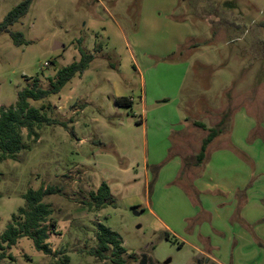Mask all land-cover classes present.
Instances as JSON below:
<instances>
[{"label": "rangeland", "instance_id": "rangeland-1", "mask_svg": "<svg viewBox=\"0 0 264 264\" xmlns=\"http://www.w3.org/2000/svg\"><path fill=\"white\" fill-rule=\"evenodd\" d=\"M22 1L0 0V24ZM141 1L34 0L28 13L9 28L10 33H22L25 43L17 46L9 32L0 34V109L14 106L18 93L35 80L43 90H50L49 79L55 80L60 69L78 62L82 51L94 57L87 70L60 92L30 101L36 108L45 105V115L58 123L44 125L38 141L28 140L24 129L23 142L29 148L15 160L0 161V235L25 205L23 194L54 186L59 193L44 199L57 221V232L47 241L53 252L44 255L31 240L22 238L7 250L8 258L0 264H111L88 253L96 246L99 225L121 235L127 264H139L143 257L152 264H264V200H255L250 208L252 218L249 215L239 222L240 211L234 215L237 218L219 223L222 233L217 235L201 212L191 217V209L211 205L209 198L203 200L210 193L195 186L196 181L203 183V168L189 170L183 164L189 183L185 174L178 175L180 166L176 167L172 150H167L168 142L165 145L161 135L152 138L156 129L188 120L215 126L224 109L225 122L233 119L227 137L237 144L245 134L238 122L253 124L243 143L249 156L237 146L226 151L256 171L250 189L253 183L257 191L264 188V0H179L173 19L188 20L193 32L182 56L162 64L157 58L137 55L135 68L123 69L119 57L107 49L109 39H103L101 30L92 32L98 26L91 23L111 19L130 38L137 32ZM56 43L62 47L53 49ZM180 83L181 89L174 92L177 98L167 97L153 105L145 97L158 89L174 94L171 90ZM120 96L131 100V105L118 106L115 99ZM155 107L165 109L162 115ZM173 109L176 114L171 116ZM185 136L186 150L195 153L201 132H186ZM156 150L165 154L156 156ZM146 164L150 188L144 177ZM130 166L138 175L130 177L131 167L126 176L119 177V171ZM225 174L219 173L220 199H225L221 193L222 184L227 183L222 179ZM102 182L120 183L119 193L113 204L92 212L86 202ZM186 185L191 188L188 194ZM258 209H262L260 215ZM205 222L217 247L206 250L204 262H196L200 255L189 245L181 249L165 238L164 224L190 237Z\"/></svg>", "mask_w": 264, "mask_h": 264}, {"label": "crops", "instance_id": "crops-1", "mask_svg": "<svg viewBox=\"0 0 264 264\" xmlns=\"http://www.w3.org/2000/svg\"><path fill=\"white\" fill-rule=\"evenodd\" d=\"M179 9V0H142L141 6H140V12H139V20H138V27L136 34L132 35L130 38L127 37V34H124L123 32H119V30L123 31L121 29V26L116 22H114L111 19H107L104 21L103 24L98 23L97 21H93L91 23V26H98L97 29L89 28L88 30L92 29L91 31L96 32L101 30L103 34V39L108 41V50H112L115 52L116 56L119 57V66L121 68H127L133 65V68H135L136 62H137V55L143 58H157L158 60L162 61V64H168L167 61L173 60L175 58L182 56V50L184 49L183 46H185V43H190L193 37V32L190 26V23L186 19H173V16L177 13ZM90 27V26H89ZM114 38V43L112 42ZM188 49H190V46H188ZM181 54H177V53ZM188 53V52H187ZM169 59V60H164ZM183 83H180L179 85H175L178 89L176 90L175 87L171 90V92H179V88L181 89V86ZM176 92V93H177ZM122 97V96H120ZM145 97L150 100V104L156 103L159 105L160 101H163V99H166L169 97L177 98V94H166L161 91H151L150 96L145 94ZM149 104V105H150ZM146 108V105H144ZM162 110L160 115H162L163 110H165L163 107H155L154 111L159 115V112ZM172 115H175L176 112H174V109L172 111ZM224 109L219 112V115H221V118L219 121H217L214 125L216 126L224 117H227L228 114H223ZM231 116V115H230ZM233 121V119H232ZM231 123L227 122L225 126L224 132L219 134L214 140L209 144L207 151H206V158L203 161V163L196 167L192 164L195 162V157L200 151V147L202 145V141L205 139V137L208 134V131L203 130L195 125L196 122L203 123L199 120H188L185 121V123H180L178 125L175 124H169L164 125L160 127V129H156L155 133L152 135V138L155 139L156 137L160 136L163 140H165V145L168 142L167 150L174 153L176 155V167L180 166V173H178L179 176L182 174H185V180L190 183L191 179H188L186 172H183V164L185 163V159L187 158H193L194 161L188 160L190 163L189 170L199 169L200 167L203 168V174H202V180L201 182H195V186H199L201 191L203 193H210V197H204L203 200H206L209 198L211 200V205H214L211 207L203 204L201 209L198 211L197 208L191 209V217L197 216L196 213L201 212L203 215L202 217H205L203 221L210 220L212 224L213 231L219 235V233H222L221 228H219V223H228L230 219L233 217L237 218V216H234L237 214L239 216V212L242 213L240 215L239 222H244V220H247L251 211V207L254 205V202L256 199H261L262 202L264 200V188L257 191L255 190V183L252 184V188L250 189L249 184L251 183L252 179L255 178L256 171L253 172V169L251 170L249 165L246 162H242L241 160L237 161V159H234V157H231L230 154L226 151L229 150L230 146H237V150L242 152V154L248 155V147L244 146V140L246 137L253 131L254 126L252 123H250L248 120H240L238 122V126L243 130H245V134L243 136V140L238 141V145L236 141L231 139L230 137H227L230 131V128L232 126ZM204 124V123H203ZM206 125V124H205ZM207 126V125H206ZM215 126H210L209 128H213ZM230 126V127H229ZM208 127V126H207ZM186 132H193L195 134H199L201 132L202 136L200 137V144L199 148L196 150L195 153H190L189 149L186 150V143L184 139H186ZM206 133V134H205ZM259 134V133H258ZM220 138H224L222 140V143L219 144L216 147L212 146L218 142ZM252 138L250 137V140ZM221 142V141H220ZM157 145V144H156ZM170 146V147H169ZM211 148V152H209ZM247 152H246V151ZM156 156H162L165 153L161 152L160 150H156ZM253 154V152H252ZM236 158V156H235ZM256 161L255 156L253 155V162ZM206 163V164H205ZM182 165V166H181ZM131 167L123 170V172L119 171V177L126 176L127 172L131 171ZM182 167V169H181ZM133 173H130L133 176L138 175V170H136L135 167H132ZM186 171V170H185ZM197 171V170H195ZM194 171V172H195ZM193 172V173H194ZM226 173L224 176L222 175V179L225 180L227 183L222 184V194L225 196V199H220L221 195H219V173ZM176 175V174H175ZM144 177L146 180V185H150V177L148 172V164L145 166V172ZM175 177V176H174ZM216 179V182L214 184L208 185L204 184V181H212ZM119 179H117L118 181ZM184 180V181H185ZM230 180V182H229ZM190 186V185H189ZM188 185L185 187V192H189L191 188H189ZM254 186V188H253ZM110 191L113 197L116 196V194L119 193V187L120 183H114L110 184ZM150 188V186H149ZM250 189V190H249ZM253 190V191H252ZM252 191V192H251ZM188 194V193H187ZM186 194V195H187ZM224 205L225 208L221 209L219 206ZM262 209H258V213H262ZM219 212L220 216H219ZM220 217V218H219ZM243 217V218H242ZM252 218V216H251ZM237 221V222H238ZM188 226L187 224H185ZM199 231L193 230L190 235V237L178 234V228L173 227L164 224V229H166V233L170 235L171 240H167L172 243H177L179 247L182 249L183 247H186V245H189L191 249H194L198 255L199 258H197V263L204 262L205 257L207 256V249L216 248V244L213 243V238L211 237L210 231L206 228L208 224L202 223L200 225ZM191 230V229H190ZM182 231V230H179ZM216 235H214L215 237ZM199 238L202 246V248L197 246L195 243L197 242V239ZM210 260V259H209ZM203 264H211L209 261L204 262ZM219 264V262H217Z\"/></svg>", "mask_w": 264, "mask_h": 264}, {"label": "trees", "instance_id": "trees-1", "mask_svg": "<svg viewBox=\"0 0 264 264\" xmlns=\"http://www.w3.org/2000/svg\"><path fill=\"white\" fill-rule=\"evenodd\" d=\"M33 2L34 0H23L14 7L0 24V34L3 32L10 33L9 28L28 13ZM10 34L15 45L20 46L25 43L22 33L11 32ZM93 59V55L82 51L78 62L60 69L56 73L55 80L49 79L50 90H43L39 86V80H35L33 84L18 93L17 102L14 106L8 109H0V161L15 160L22 150L29 148L23 142L24 129L27 131L26 137L28 140L38 141L40 138L39 131L44 125H55L58 123L45 115V105L36 108L31 106L30 101L42 100L51 93L60 92L76 75H82ZM115 103L118 106H130L132 101L125 97H119L115 99ZM225 118L213 128H209L203 123H195L199 128L208 131V134L202 141L200 151L192 165L198 167L203 163L209 144L225 130ZM189 165L190 163L185 159L184 166ZM57 193H59V189L54 186H42L37 190H28L23 194L25 205L13 214L7 229L0 235V262L8 258L7 250L16 246L22 238L31 240L38 252L44 255L52 254L53 251L47 241L51 234L57 232V221L52 217L53 210L51 205L46 204L44 199ZM115 200V197L111 194L109 184L102 182L96 190L89 193V200L86 203L89 210L99 212L113 204ZM165 238L171 240L170 235L167 233ZM95 240L96 246L88 252L91 256L99 261H109L111 264H127L125 258L127 250L123 246L120 234L104 225H99ZM132 258L137 259L135 256H132ZM68 261L69 257L65 256L64 263ZM138 262L139 264H152L148 263L146 257H143Z\"/></svg>", "mask_w": 264, "mask_h": 264}, {"label": "water", "instance_id": "water-1", "mask_svg": "<svg viewBox=\"0 0 264 264\" xmlns=\"http://www.w3.org/2000/svg\"><path fill=\"white\" fill-rule=\"evenodd\" d=\"M62 47V45L61 44H59V43H56L55 44V46L53 47V49H58V48H61Z\"/></svg>", "mask_w": 264, "mask_h": 264}]
</instances>
